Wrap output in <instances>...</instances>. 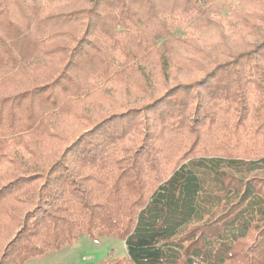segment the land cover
<instances>
[{"label": "trees", "instance_id": "obj_1", "mask_svg": "<svg viewBox=\"0 0 264 264\" xmlns=\"http://www.w3.org/2000/svg\"><path fill=\"white\" fill-rule=\"evenodd\" d=\"M83 235L264 264V0H0V264Z\"/></svg>", "mask_w": 264, "mask_h": 264}, {"label": "rangeland", "instance_id": "obj_2", "mask_svg": "<svg viewBox=\"0 0 264 264\" xmlns=\"http://www.w3.org/2000/svg\"><path fill=\"white\" fill-rule=\"evenodd\" d=\"M126 254L125 244L119 239L111 236L92 239L83 235L72 244L34 256L25 264H102L109 258Z\"/></svg>", "mask_w": 264, "mask_h": 264}]
</instances>
